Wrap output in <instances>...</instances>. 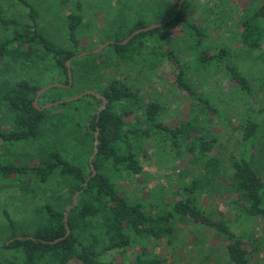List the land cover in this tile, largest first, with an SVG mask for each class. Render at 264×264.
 <instances>
[{"label": "trees", "instance_id": "16d2710c", "mask_svg": "<svg viewBox=\"0 0 264 264\" xmlns=\"http://www.w3.org/2000/svg\"><path fill=\"white\" fill-rule=\"evenodd\" d=\"M251 1L254 5L246 7L241 13L240 41L248 50H264V0ZM178 2L174 0L173 3V14L176 15L162 25L141 31L124 44L121 43L123 39L147 23L139 20L120 32L110 43L116 55L124 59L132 52L139 55L144 52L154 62H168L174 69L177 84L194 101L191 110L197 112V115L204 111L218 113L219 110L205 94L195 90L187 81L188 66L200 72L211 65H222L232 91L255 96L263 90V83L260 89L255 90L254 83L236 64L225 61L231 54L229 49L220 47L218 52L212 54L209 50L200 49L206 28L186 15V1L177 11ZM12 3H19L26 11L20 17L9 15L0 4V29L3 31L0 34V59L8 66L49 65L61 72L67 84L66 61L77 53L79 39L76 31L81 24V15L71 12L66 17L67 39L70 42L67 46L46 36L39 22L41 14L33 1L13 0ZM80 6V2H77L76 9L79 10ZM179 27L183 37L199 50L192 61L180 59L171 48L163 47L154 39L160 31L169 34ZM145 46L149 49L142 51ZM84 56L88 58L93 54ZM92 69L87 68L83 71L84 75L80 72L79 77L83 79ZM71 71L72 78H75L73 67ZM35 78H32L35 82L21 78L0 85L1 98L14 123L11 130L0 131V139L5 142L35 139L41 133L46 113L44 109H37L33 100L36 91L43 85L36 83ZM52 89L57 91L63 88L52 87L46 92ZM98 91L106 104L99 112L97 109L90 113L86 131L93 140L96 133L98 139L97 152L92 159L96 169L93 176L89 163L85 170L55 150L40 153L38 162L31 166L0 162V175L5 179L19 175V180H23L24 176L34 175L40 188L48 183V189L54 186L50 188L52 193L62 190L57 196L59 206L44 203L37 211L36 225L30 230L15 226L16 223L5 212L11 230L0 245V264H112L108 258L110 253L124 257L130 249H136V254L129 264H163L165 258L153 246L156 247L161 240L170 241L175 225L186 220L226 236L225 255L229 264H251L253 250L249 246L250 226L256 219H264V178L257 171L258 157L253 153L261 129L258 119L264 113V103L239 118L237 126L241 131V140L231 152L230 168L227 171L229 185L238 195L232 203L238 208L239 216L236 222H229L206 214L194 195L200 192L203 184L206 185L221 173V163L213 154L217 140L212 132L191 120L163 121L160 105L156 101L140 97L120 79L107 80ZM82 99L94 108H99L103 100L93 94H85L74 101H63L61 105L70 106ZM155 143L163 148L169 147L175 151V155L183 153L199 163V172L188 182L178 178L173 190L175 196L161 204L129 198L121 193L117 184L124 172L141 174L142 158L147 156L149 146ZM88 151L91 153L92 149ZM181 175L178 174L179 177ZM22 187L27 190L26 184ZM76 192L77 202L73 204ZM68 205L72 206L67 216L69 233L65 235L64 213ZM150 241L155 244L150 245Z\"/></svg>", "mask_w": 264, "mask_h": 264}, {"label": "rangeland", "instance_id": "374dc122", "mask_svg": "<svg viewBox=\"0 0 264 264\" xmlns=\"http://www.w3.org/2000/svg\"><path fill=\"white\" fill-rule=\"evenodd\" d=\"M13 0H0V4L9 15L20 17L26 8ZM39 12V22L46 36L56 43L69 46L67 39L66 17L69 13H79L82 17L77 28L79 45L77 53L72 57L70 67L76 71L70 86H61L62 90H45L38 98L37 105L62 100L91 89L99 93L101 85L111 78L127 83L133 91L145 100L156 101L161 108V119L165 122L191 120L198 122L205 130L216 137L214 153L221 163V173L203 184L199 193H194L199 207L208 215L229 222L238 220L239 211L232 201L238 195L230 187L227 171L230 168L231 152L241 140L238 129L239 118L252 109H258L264 103V50H248L240 41L241 13L251 7V0H183L186 15L196 19L200 26L206 28V36L202 39L201 50L209 53L218 52L220 47L227 48L231 54L225 59L238 66L240 71L255 85V90L262 88L255 96H245L232 91L228 85L222 65H211L207 70L196 72L187 67L186 79L195 90L205 94L210 102L218 108V113L193 112L194 102L177 84L173 67L166 62L152 60L148 54H127L124 59L116 55L110 44L97 52H92L106 41H114L115 37L139 20L147 25L155 24L173 14L174 0H31ZM80 2V9H76ZM182 2V3H183ZM146 25V26H147ZM0 34H3L0 29ZM163 47L171 48L184 61H192L199 53L189 39L183 37L181 28L169 34L162 31L155 38ZM145 46L143 50H148ZM81 52L92 53L88 58ZM85 54V55H86ZM83 57V59L81 58ZM156 60V59H155ZM216 63V62H215ZM43 64V63H40ZM40 64L6 65L0 59V85L6 81L21 78L32 80L44 86L51 83H64V77L58 69L51 66L38 67ZM93 65V66H91ZM92 67L88 74L80 78V72ZM78 74V75H77ZM85 72H83V75ZM61 80V81H60ZM34 81V80H32ZM263 81V82H261ZM35 82V81H34ZM60 87V86H54ZM69 95V96H67ZM67 96V97H66ZM0 86V131H8L14 127L11 114L7 112ZM87 99V98H85ZM74 101V100H73ZM94 103V100H91ZM61 102V103H62ZM61 103L44 108L45 119L41 133L35 139L5 142L0 139V162H13L16 165H34L40 153L55 150L70 162L87 170L94 140L86 134L88 118L94 108L82 99L70 106ZM96 106V105H95ZM254 107V108H253ZM258 121L261 129L253 150L257 171L264 178V113ZM147 156L142 158L143 171L133 175L122 173L117 180L121 193L132 199L162 203L175 196L173 190L178 178L190 181L199 172V163L192 161L183 153L175 155L169 147L163 148L158 143L151 144ZM261 153V154H260ZM89 154V155H88ZM259 160L261 162H259ZM178 174H183L180 177ZM5 179L0 175V244L10 235V225L5 218L7 213L16 223L15 226L30 230L37 223L39 208L46 202L59 206L57 196L52 193L49 184H40L35 176L19 175ZM16 177V179H14ZM14 179V180H13ZM26 184L27 190L22 189ZM64 191V190H63ZM193 195V196H194ZM156 201V202H155ZM6 212V213H5ZM251 264L264 263V219H256L250 226ZM226 236L216 231L194 224L188 220L178 223L170 241L161 240L153 249L165 258L163 264H229L225 255ZM154 245V241L149 242ZM136 254L130 249L124 257L118 253H110L112 264H129ZM129 262V263H128Z\"/></svg>", "mask_w": 264, "mask_h": 264}, {"label": "water", "instance_id": "95a60500", "mask_svg": "<svg viewBox=\"0 0 264 264\" xmlns=\"http://www.w3.org/2000/svg\"><path fill=\"white\" fill-rule=\"evenodd\" d=\"M183 0H179L178 2V7H177V11H179V9L181 8V4H182ZM176 15V13H174L173 15H171V17L169 18H166L164 20H162L161 22H158V23H155V24H150V25H147V26H144V27H141V28H138L134 31H132L125 39H123L121 41L122 44L126 43L130 38H132L135 34L141 32V31H146V30H149V29H152V28H155L157 26H160L162 25L164 22L170 20V18L174 17ZM113 41H106L105 43H103L101 46L97 47L96 49H94L92 52H97L99 50H101L103 47H105L106 45L112 43ZM87 52H81L79 54V56L81 55H85ZM74 57V56H73ZM72 57L69 58L67 61H66V67H67V75H68V83L67 84H62V83H51V84H48L44 87H41L39 88L37 91H36V95H35V98L33 100V105L39 109V110H43L44 108H47V107H50V106H53L55 104H58V103H61L62 100H57V101H53V102H49V103H46L42 106H38L37 105V102H38V98L40 96V94H42L45 90L49 89V88H52L54 86H70L71 83H72V71H71V67H70V61H71ZM85 94H93L95 95L96 97H101L103 100H102V105L99 107L98 109V112L105 106L106 104V100L100 95V93L94 91V90H91V89H88V90H85L77 95H74V96H71V97H68L67 99H65V101H72V100H76L80 97H82L83 95ZM94 142H93V149H92V153L90 155V158H89V166H90V169H91V176H93L95 173H96V169L92 163V159L93 157L95 156L96 152H97V144H98V139H97V134L95 133L94 134ZM77 194L78 192H76L74 195H73V204H75L77 202ZM72 205H68L66 207V210H65V213H64V222H65V228H66V234L67 235L69 233V228H68V225H67V216H68V211L70 209ZM17 238H22L21 236H17ZM12 239H10V241H12ZM57 240V239H56ZM55 240V241H56ZM9 242V241H8ZM6 242V243H8ZM1 245V244H0Z\"/></svg>", "mask_w": 264, "mask_h": 264}]
</instances>
